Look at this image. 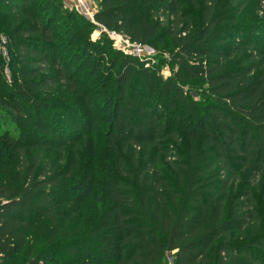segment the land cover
Listing matches in <instances>:
<instances>
[{
	"label": "trees",
	"instance_id": "16d2710c",
	"mask_svg": "<svg viewBox=\"0 0 264 264\" xmlns=\"http://www.w3.org/2000/svg\"><path fill=\"white\" fill-rule=\"evenodd\" d=\"M57 3L0 0V264H264V26L243 16L250 0H100V28L169 53L166 79L152 59L97 49L99 27ZM88 141L113 167L74 174L68 148Z\"/></svg>",
	"mask_w": 264,
	"mask_h": 264
},
{
	"label": "rangeland",
	"instance_id": "374dc122",
	"mask_svg": "<svg viewBox=\"0 0 264 264\" xmlns=\"http://www.w3.org/2000/svg\"><path fill=\"white\" fill-rule=\"evenodd\" d=\"M63 4L64 8H68L70 10L76 11L78 14H80L81 16L85 17L84 15H82L80 12H78V10L76 8H74V6L72 5V3L68 0H58L57 4ZM27 5V4H26ZM99 6H100V0L98 3V10H99ZM32 7V4H28V7L25 6H21L19 7V10H24L25 8H27L28 10ZM187 8V7H186ZM264 9V1L262 0H250V4L246 7L245 11L243 10L244 14H247L248 12L251 11V15L248 17V20H253L252 22H257V24H262V26H264V15L262 13H260L261 10ZM194 15H196L195 13H193ZM10 17H6V18H2V20L7 23L10 22L12 19H14L15 15L14 12L11 11L9 13ZM89 20V19H88ZM92 22V21H91ZM8 26L2 28V31H7L6 36H9L10 31L8 30ZM256 38H260L263 42H264V28L263 31L261 32V34H256L255 35ZM5 37V36H4ZM6 38V37H5ZM107 38L110 40V38L106 35V36H102L100 29L99 28H95V30L93 31L92 34V40L96 42V45H99L97 49H105V46H107L106 51H109V49L111 50V55L113 53H119L116 47H114L113 45V41L112 43L109 41H105L107 40ZM7 40V38H6ZM8 42V40H7ZM99 42H103V44L99 43ZM95 45V46H96ZM7 48V45H6ZM8 52V51H7ZM147 52V51H146ZM0 53L2 54V52L0 51ZM124 54V53H123ZM3 55V54H2ZM152 61H150V65L152 66L151 68H153V72H154V76L156 78H158V76L162 77V78H168L169 76H171L173 74V71L175 70V67H173L170 64V59H169V53L164 52V50H155V53L152 55ZM6 65H8V59L9 55H8V59L6 58V56H4ZM96 57V56H95ZM143 61L144 58H142ZM141 60V59H140ZM78 62H75L74 66H78ZM107 65H104V67L101 68L100 73L104 74L105 72H107L106 68ZM82 75V80L83 81H88L89 77H88V71L83 72ZM1 77L2 80L1 82L3 83V85L1 86V90H5L7 87H9V85L12 82V75L11 73L7 76L6 73L2 74V69H1ZM111 82L113 83V75L111 78ZM195 94V93H194ZM57 96L54 100L56 102H62V103H76L77 101L74 99L73 94H70L69 91L67 89H57L53 92L52 96ZM106 97H103V100H105ZM97 103L99 105H101V99L97 100ZM104 105H106V108L104 109V112H106L107 108L110 107V102L105 103ZM175 112H168V117L169 120L172 119V117L174 116ZM105 118V117H104ZM107 125L104 123H100L99 125V129L102 128V133L104 134ZM57 154V153H55ZM53 159L56 160V157H53ZM67 160L71 161V164L73 165V172L74 174H89L92 170L96 169L97 167H99V169H103L104 172H106V168L108 167H113V163L112 161L114 160V155L111 153V151H109L108 149L104 148L102 143H98L97 145L94 142L88 141V143L84 144L83 146H73V147H69L68 148V153H67ZM74 161V162H72ZM64 164H61L60 167L63 168ZM105 169V170H104ZM78 179V178H77ZM247 179V175H243L242 179L240 181V183H238L235 186V192L239 193L240 191H242L243 189L247 188L248 185L250 183H248V181H246ZM251 182H254V180H252ZM255 186L253 185V192L256 196L257 201L261 204L262 206V196L264 194V175L261 176L259 179H257ZM75 225H77L80 229L85 227L87 225L86 221H85V216H81L78 217L75 220ZM170 258L168 257L167 260L165 261L164 264H170Z\"/></svg>",
	"mask_w": 264,
	"mask_h": 264
},
{
	"label": "built area",
	"instance_id": "2783aa9c",
	"mask_svg": "<svg viewBox=\"0 0 264 264\" xmlns=\"http://www.w3.org/2000/svg\"><path fill=\"white\" fill-rule=\"evenodd\" d=\"M72 3L74 8L78 10L82 15L96 24L98 27L99 25L95 22V14L98 11V3L99 0H68ZM100 32H106L110 40L113 41L114 47L120 50L125 55L133 56L143 60L152 59V55L155 53V49L147 46L141 45L132 42L128 37L123 34L117 33L115 31H107L106 29L100 28ZM7 40L5 37L0 38V51L6 58L8 59V52L6 48ZM147 51V52H146ZM9 62V59L8 61ZM5 73L8 76L10 74V70L8 66L5 68Z\"/></svg>",
	"mask_w": 264,
	"mask_h": 264
},
{
	"label": "crops",
	"instance_id": "0c3cea01",
	"mask_svg": "<svg viewBox=\"0 0 264 264\" xmlns=\"http://www.w3.org/2000/svg\"><path fill=\"white\" fill-rule=\"evenodd\" d=\"M171 260H172V258L170 257V263H171Z\"/></svg>",
	"mask_w": 264,
	"mask_h": 264
}]
</instances>
